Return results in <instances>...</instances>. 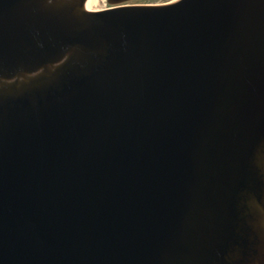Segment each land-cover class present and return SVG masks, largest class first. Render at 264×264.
Returning a JSON list of instances; mask_svg holds the SVG:
<instances>
[{
	"label": "water",
	"instance_id": "water-1",
	"mask_svg": "<svg viewBox=\"0 0 264 264\" xmlns=\"http://www.w3.org/2000/svg\"><path fill=\"white\" fill-rule=\"evenodd\" d=\"M0 0V264H264V0Z\"/></svg>",
	"mask_w": 264,
	"mask_h": 264
},
{
	"label": "rangeland",
	"instance_id": "rangeland-1",
	"mask_svg": "<svg viewBox=\"0 0 264 264\" xmlns=\"http://www.w3.org/2000/svg\"><path fill=\"white\" fill-rule=\"evenodd\" d=\"M171 0H133L132 3H139V4H151V3H165L169 2ZM110 6L107 0H101L100 5L98 7L101 8H106Z\"/></svg>",
	"mask_w": 264,
	"mask_h": 264
},
{
	"label": "bare ground",
	"instance_id": "bare-ground-1",
	"mask_svg": "<svg viewBox=\"0 0 264 264\" xmlns=\"http://www.w3.org/2000/svg\"><path fill=\"white\" fill-rule=\"evenodd\" d=\"M101 0H87L86 3V8L88 10H95V9H99L100 7H98L100 5Z\"/></svg>",
	"mask_w": 264,
	"mask_h": 264
}]
</instances>
